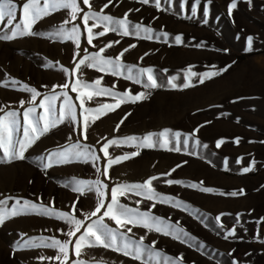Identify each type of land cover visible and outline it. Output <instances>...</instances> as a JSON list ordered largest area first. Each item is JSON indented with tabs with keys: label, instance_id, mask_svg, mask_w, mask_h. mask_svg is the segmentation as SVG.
<instances>
[{
	"label": "rangeland",
	"instance_id": "obj_1",
	"mask_svg": "<svg viewBox=\"0 0 264 264\" xmlns=\"http://www.w3.org/2000/svg\"><path fill=\"white\" fill-rule=\"evenodd\" d=\"M15 2L22 5L25 0ZM79 3L82 11L75 21L82 33L79 49L72 41L54 36L69 17V12H53L35 23L32 31L36 35L0 40V84L15 79L35 88L41 93L37 105L43 95L51 94L53 86L65 83L69 84V95L78 104V93L71 91L72 86L77 81L91 83L101 77L102 87L115 84V91L130 89L133 95L139 92L149 94L136 103H120L115 110L101 108L99 118L95 113L88 114L95 122L90 123L87 140L82 142L94 146L101 156L98 164L73 161L47 169L42 166L49 153L78 139L72 121H65L41 136L27 149L24 159L0 162V199L22 197L49 206L54 201L55 209L68 212L75 203L74 214L84 221L86 227L91 221L84 214L95 209L97 197L94 192L78 194L73 191L72 182L74 179H104L96 171L97 166L103 169L105 164L103 153L99 152L101 146L107 140L143 136L168 128L182 133L180 152L143 148L139 155L125 157V153L137 149L127 144L110 145V158L122 159L111 166L108 173L111 179L105 182L110 193L116 184L143 183L152 176L159 177L153 181L155 190L185 202L188 207L149 201L131 193L119 199L141 211L150 209L154 215L176 224L188 235L174 239L175 232L164 235L142 226L128 225L132 228L129 235L134 240L144 237L145 244L155 241V248L170 257L182 256L181 264H264V222H260L264 218V0H251L250 3L249 0H237L231 14L229 5L232 0H211L210 4L208 0H201L194 17L191 11L194 0H187L183 7V0H159V7L156 0H149L147 4L141 0H90L91 9L83 4V0ZM88 11H103V14L117 19L126 17L132 24L153 29L152 38H143L142 31L139 36H124L111 30L103 36L95 35L104 31L101 25L93 27V43L89 45L87 29L82 22ZM20 18L18 10L17 22ZM93 24L89 20L88 26ZM9 31L7 21L0 24V34ZM164 32L169 34L166 40L161 35ZM177 35L182 36L179 43L174 39ZM248 37L253 38L251 50H248ZM101 48L104 49L101 55L105 58H116L128 49L120 57L121 61L137 68H153L159 83L164 86L148 90L122 76L89 67L87 61L76 68L81 58L99 52ZM77 51L79 55L74 58ZM61 66L71 75H66ZM189 66H194L192 70L196 73L219 72L226 67L227 70L203 84L198 83V76L193 77L195 86L186 89L168 86V78L172 76H179L175 83L182 85L185 82L183 70ZM80 90L94 93L93 99H86V107L116 103L112 97L96 95L93 89ZM56 91L63 89L56 88ZM30 98L31 93L20 90L19 86H0V105L23 112L24 108L32 107L27 103ZM21 100L26 101L24 108L20 107ZM128 113L131 114L117 131V124ZM196 129L199 130L194 139L199 140L200 145L189 139L185 146V136ZM236 138H240L238 144ZM222 139L224 143L217 147V142ZM253 160L252 171L243 173V168L251 166ZM169 172L171 175H163ZM168 179L196 183L198 187L168 185ZM202 187L214 191L203 192ZM241 189L242 195H229L234 191L239 193ZM136 201L141 203L137 205ZM13 204L14 201H9V207ZM218 216L220 221L216 220ZM105 219L111 227H116L113 221ZM232 228H235V235L225 239ZM61 229L67 231L68 225L59 219L34 213L5 219L0 224V264H41L37 257H54L56 252L53 249H20L17 246L21 240L36 236H54L61 241L71 239L74 244L76 236L80 235L77 233L69 238L59 231ZM75 259L74 248L70 245L67 264H72ZM80 259L85 264H140L138 260L102 246L82 245ZM43 264L59 262L45 260Z\"/></svg>",
	"mask_w": 264,
	"mask_h": 264
},
{
	"label": "snow or ice",
	"instance_id": "obj_2",
	"mask_svg": "<svg viewBox=\"0 0 264 264\" xmlns=\"http://www.w3.org/2000/svg\"><path fill=\"white\" fill-rule=\"evenodd\" d=\"M111 2V0H109ZM142 3H149V0H141ZM251 0H249V3ZM187 3V0H183L182 7ZM201 0H194L192 4V16L197 14V6L200 5ZM211 3V0H208ZM83 4L87 5L91 9L90 0H83ZM157 7H159V0H156ZM237 0H232L229 5V14L236 7ZM106 4L104 7L106 8ZM21 13L20 21L17 22V12ZM59 10H67L69 12V17L62 22V25L58 27L54 36L64 41H72L76 47L79 49L81 44V27L76 24L78 14L82 11L80 7L79 0H25L22 5H18L15 0H0V24L7 21L10 31L8 33L0 34V40H13L18 37L26 35H36L32 31L35 23L42 19L43 17L50 15L53 12ZM205 15H207V8H205ZM89 20L94 22L92 27H89ZM82 22L87 29V43L92 45L93 43V27L103 26L104 31L96 33L95 35L103 36L105 32L111 30L128 36L130 34H136L139 36L141 31L145 34L143 38L151 39V33L154 31L148 27H143L140 24H132L127 18L117 19L110 15L103 14L101 12L88 11L85 12L82 17ZM207 21H205L206 23ZM71 24L70 28L65 26ZM165 37H168V33H161ZM159 39V36L156 37ZM177 43L182 41V36L177 35L174 37ZM252 37H248V50L252 48ZM118 43V41L116 42ZM110 46V45H109ZM134 47V46H130ZM87 51V50H85ZM104 51L103 48L99 52H93L85 55L76 64L78 69L81 65H85L88 62L89 67L95 66L103 71H106L114 76H122L125 79L133 81L134 83L142 85L145 89L151 90L164 85L160 84L158 78L155 74V70L151 67L148 68H137L136 65H127L123 63L120 59L124 55V52L128 51L125 49L116 58H105L101 55ZM79 52H74L75 56H78ZM194 66H189L187 69L183 70L185 82L182 85H177L175 81L179 79V76H172L168 78V86L171 88H181L186 89L195 86L192 83L193 77H199L198 83L203 84L205 80L211 79L216 75L221 74L223 71L227 70L221 69L219 72L208 71L203 73H196L193 69ZM213 69L215 66H211ZM135 69V72L133 71ZM61 70L66 73V75H71L67 68L61 66ZM167 72V70H164ZM102 77L96 79L94 82H84L77 81L75 85L72 86L71 91L73 93H78L76 99L79 101L77 104L73 100L72 96L69 95L68 88L69 84L53 86L51 94L43 95V99L37 105L36 100L41 93H39L35 88L30 87L27 84H23L15 79L10 80L7 84H0V86H19L20 90L31 93V98L27 103L32 104V107L24 108L26 101H20V107L24 108L23 112L15 109H10L9 106L0 105V162L11 163L14 160H22L25 158V152L29 147H31L41 136L48 133L53 127L58 126L65 121H72L74 124V131L76 132L78 139L70 144L63 146L61 149L51 152L47 157L44 158L42 166L47 169L54 165H60L68 162H92L93 164H98L101 160V156L94 150V146L83 143L82 140H87V131L90 123H94L95 119L90 120L89 113H95L96 118H99L101 114V108H107L110 110H115V108L120 106V103H136L147 98L149 93L139 92L137 94H131V90H125L124 92L115 91L116 85L113 84L111 87H102ZM56 88H61L63 91L57 92ZM93 89L96 95H107L115 99L116 103L114 105L104 104L99 105L96 108L86 107L85 101L93 99V91H81L80 89ZM59 103V107L57 104ZM38 109H42L40 112ZM79 109V115H78ZM128 113L116 126V130H119L120 124L123 123L124 119L127 118ZM199 129L194 130V133L187 134L184 139V145L187 146L189 139H193L196 145H200L199 140H195V132ZM181 136L182 133L178 131H173L171 129L165 128L160 132H149L143 136H125L119 139L107 140L104 143L99 152L103 153L105 158V164L103 169L100 166L96 167V171L104 179L95 180H76L72 182L73 191L78 194H85L87 192H94L97 197V205L93 211L84 214L86 218L91 221L85 227L83 220L78 219L74 214L76 212L75 203L72 205V210L60 211L55 209L54 201L52 206L44 205L43 203H36L22 197H12L7 196L0 199V224L5 222V219L12 218L20 215H26L29 213H34L37 215L48 216L50 218L59 219L68 225V230H59L66 237H74L77 233L75 242L71 239H65L61 241L54 236H36L29 237L27 239L21 240L18 244L20 249H33V248H49L56 252L54 257L39 256L37 259L43 264V261H57L59 264H67L69 260V246L72 245L74 248L75 256L77 259L72 261V264H85L81 256L82 245H87L90 247L102 246L106 249H112L125 256L131 257L132 259L140 261V264H181L183 257H170L161 250L155 248V241L152 244H145L144 237H140L138 240L132 239L129 233L132 232V226H142L149 231H155L162 233L164 235H172L173 232L176 235L174 239H181V235H188L184 229L178 227L176 224L169 223L164 218L156 216L149 209L147 211H141L139 207L132 208L127 204L120 201L119 197L127 196L129 193L135 194L137 196L143 197L149 201H155L159 203H170L174 207H188L185 202L176 199L175 197L166 196L164 194L158 193L153 187V181L157 180L159 177L152 176L148 178L143 183H133L129 184L127 182L123 184H116L111 187L109 193V185L105 180H110L111 177L108 175L109 169L112 165L117 163L122 159V157L110 158L109 156V146L127 144L130 147H135L136 152L125 153L124 156H137L139 155V150L143 148H161L168 151H181ZM82 138V139H81ZM240 138H236L235 143H239ZM100 143V141H98ZM224 143V140L217 142V147ZM184 163H187L186 161ZM255 165V161L251 162V166L243 168V173L252 171V166ZM178 165L177 167H179ZM171 171H175L172 169ZM171 175V172L163 174ZM168 185H184L186 187L197 188L196 183H186L182 180L168 179L166 181ZM201 184L203 182H200ZM203 192L211 193L214 191L212 188L202 187L200 188ZM238 194H243L241 189L238 192H231L229 195L237 196ZM110 195V199H109ZM9 201H14V204L9 207ZM155 202L151 205L152 208L155 207ZM137 205L141 201H136ZM103 212L101 214V210ZM111 220L115 223L116 227H111L106 219ZM217 221H220V217H216ZM264 222V218L262 221ZM259 223V222H258ZM223 228V224L219 225ZM84 229L81 232V229ZM235 235V228L228 231L225 239L230 236ZM238 264V262H234Z\"/></svg>",
	"mask_w": 264,
	"mask_h": 264
}]
</instances>
